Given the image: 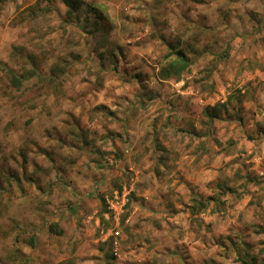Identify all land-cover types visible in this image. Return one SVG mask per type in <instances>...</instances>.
<instances>
[{"label": "rangeland", "instance_id": "1", "mask_svg": "<svg viewBox=\"0 0 264 264\" xmlns=\"http://www.w3.org/2000/svg\"><path fill=\"white\" fill-rule=\"evenodd\" d=\"M82 2L0 0V264H264V0Z\"/></svg>", "mask_w": 264, "mask_h": 264}, {"label": "trees", "instance_id": "2", "mask_svg": "<svg viewBox=\"0 0 264 264\" xmlns=\"http://www.w3.org/2000/svg\"><path fill=\"white\" fill-rule=\"evenodd\" d=\"M64 7L66 8V17L67 18H79L78 16V12L80 7L83 5L82 0H59ZM88 10V9H87ZM89 10L91 12L96 13V15L98 16V18H103V10L102 7L99 5H95V6H91L89 8ZM96 24V23H95ZM96 30H98L97 28H95ZM95 32V30L93 31ZM176 56H177V60H179L181 62V64H179V61H171L168 63V69H163L162 73H161V77L163 79H166L167 77H169L170 75H174L177 76V80H179L182 72L184 71V69L187 67V60L185 58V54L182 51H177L176 52ZM177 64L181 65L177 67ZM14 85L18 86L19 82H17L16 79H14ZM209 200L212 198H208ZM202 205V204H200ZM51 230L52 232H54L57 235H61L62 231L56 228V225H52L51 226ZM243 263V262H241ZM66 264H72V262H67Z\"/></svg>", "mask_w": 264, "mask_h": 264}]
</instances>
